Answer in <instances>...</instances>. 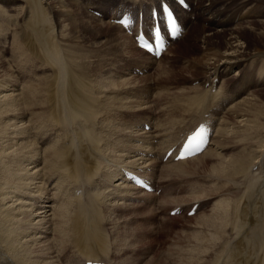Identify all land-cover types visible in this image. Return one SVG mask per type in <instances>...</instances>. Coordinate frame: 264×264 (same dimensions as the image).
Wrapping results in <instances>:
<instances>
[{
  "label": "bare ground",
  "instance_id": "obj_1",
  "mask_svg": "<svg viewBox=\"0 0 264 264\" xmlns=\"http://www.w3.org/2000/svg\"><path fill=\"white\" fill-rule=\"evenodd\" d=\"M47 1L52 3L55 0ZM188 1L191 13L198 15L193 25L203 23L186 36L189 49L201 51L198 42L215 49L211 57L207 55L211 62H192L196 68L195 81L203 85L188 86L191 89L171 98L168 123L155 124L153 131L141 132L145 130V124L143 127L128 124L125 115L134 118L140 115L139 111L145 110L143 105L135 104L137 101L132 100L131 95L133 98L139 94V99L150 87L145 89L142 83L138 84L143 85V89L137 87L140 85H128L131 82L124 78L131 73H127L123 66L119 73L120 82V75L110 76L105 68L109 63L107 58L114 56L138 63L133 57L138 49L151 56L134 44L130 35V38L125 33V36L118 35V32H126L120 23L106 25L101 20L106 17L113 21L120 19L118 12L129 8L134 13L136 9L138 13L141 10L146 12L144 15L149 21L150 11L157 0H70L77 6L76 13L83 9V5L86 14L93 10L102 16H95L100 19L97 20L86 15L91 21L78 16L79 19H75L77 24L67 11L49 10L45 13V6L38 4L37 0H0V4L14 2L23 7L18 14L24 19L21 25L12 21V15L0 14L1 28L9 31L14 27L12 44L21 45L14 59H23L22 62L15 61L16 64L24 70L25 65L32 61L36 63L30 82L21 88L11 86L12 93L8 84H4L8 75L6 61L0 59V69L6 73L0 71V264H57L55 258L61 259L63 264H84L88 260L111 263L109 235L105 230L107 224L101 209L107 211L110 208L113 213L119 206L125 207L126 201L136 193H145L125 178L124 168L140 172L152 168L158 162L155 155L160 157L161 152L159 163L166 167L161 169L160 175L165 178L175 175L179 178L186 171L185 176H195V172L205 166L207 161H204L209 159L210 177L217 183L206 179L217 185L212 187L211 196L213 192L223 193L226 187L228 191L232 187L238 190L232 197L226 195L221 200L219 198L218 203L215 201L216 213L196 223L202 231L198 228L192 238L185 237L192 246L188 249L181 245L171 248L165 258H154L156 262L151 259L150 263L205 264L209 260L208 264H259L260 261L264 264V102L253 101L259 90L264 89V51L260 50L262 43H251L242 32L235 31L234 27L232 30L228 26L231 15L226 16L227 9L235 11L239 8L240 11L245 8L246 14L252 6L226 8L228 2L223 6L222 3L217 5L215 0ZM244 1L250 4L261 0ZM144 5L149 8L145 9ZM219 7L221 9L217 10ZM253 14L260 17L256 12ZM189 15L179 10L183 25H189ZM57 19L67 25H57ZM60 27L68 35L63 48L53 40V35L57 34L53 30ZM229 31V39L221 47L219 40H224V34ZM50 36L54 44L47 42ZM103 36H109V40H99ZM82 37L86 38L87 41H83L87 42L86 45L81 42ZM103 43L105 45L100 47ZM122 46L128 48L130 57L122 54ZM183 46L186 50L185 44ZM102 48L109 52L103 51L106 56L100 54ZM253 50L256 52L252 53ZM167 54L155 59L159 61ZM201 68L204 69L203 75L200 74ZM235 69L240 75L233 80L226 79V83L218 86L216 78L227 76ZM159 70L165 77L162 79L165 90L177 83L170 76L172 70ZM207 82L209 87L204 86ZM251 88L256 90L251 91ZM201 121H209L214 128L207 149L190 159L175 161L172 157L163 163L167 150ZM133 137H140L138 141L146 144L135 143ZM230 149L233 153L228 155ZM150 155L154 157L150 158ZM181 191L182 188L178 190ZM206 193L199 192L200 196L195 193L197 196L194 194L191 199H200ZM49 197L55 201L47 206L45 201L51 200ZM48 215L52 217L48 219ZM53 222L55 227H51ZM46 235L54 236L56 246L44 245L42 241ZM140 251L134 249L131 252L139 256ZM212 258H215L214 262Z\"/></svg>",
  "mask_w": 264,
  "mask_h": 264
},
{
  "label": "rangeland",
  "instance_id": "obj_2",
  "mask_svg": "<svg viewBox=\"0 0 264 264\" xmlns=\"http://www.w3.org/2000/svg\"><path fill=\"white\" fill-rule=\"evenodd\" d=\"M215 1H216L217 5L219 3H222L223 6H225V3L228 2V5H226V8H229L230 6L233 7L236 5L241 6V8H243L244 5L252 6V8L250 10H248V12L246 14H245V8L241 9L240 11H239V8H235V11L237 13L233 9H227L226 10V16L231 15V17H233V22H231L228 26L231 27V29L234 27L235 31L242 32L244 37H246L251 43H262V47L260 48V50L264 51V16H261L263 11H264V3H263L264 0H261L258 2H252L250 4L248 2L246 3L244 0L239 1V2H235L234 0H224V1L223 0L222 1L215 0ZM37 2H38V4L45 6L44 7L45 13L49 12V10L67 11V12H69L70 16H72L74 18V20L76 18L79 19V17L80 18L83 17L84 20L86 18L88 19V17H85L86 15L92 16V18L97 19V20H100L99 18L102 17V16L96 15V13H94L93 10H91L90 13H89V11H87L88 14H86L85 6H83V5H81V7L83 9L78 12L79 13V15H78V13H76V10H75V8L77 6L74 3H71L70 0H59V1L55 0L52 3L48 2L47 0H45V1L44 0H37ZM54 6H55V9H54ZM144 6H145V9L149 8V6H147V7H146V5H144ZM144 6H143V8H144ZM216 6H215V8H216ZM220 9H221V7L217 8V10H220ZM21 11H23V7L21 8V5H17V3L14 4V2H13L11 4L9 2L7 4H0V14H4L5 16H6V14L12 15L13 16L12 21L16 22L18 25H21L22 22L24 21V19H22L21 16L18 15L19 13H21ZM71 12H72V14H71ZM254 12L258 13V15H260V17L257 16L256 14H253ZM83 13L85 15H82ZM211 13H213V12H211ZM95 16H97L99 18H97ZM240 16H243L244 18L241 19V18H239ZM189 18H190V23L188 26L186 25L188 30H187L186 34L184 35L185 38L183 36L179 42L173 43L171 45L170 49L168 50V54L166 56H164L159 61H157L154 57H153L154 58V60H153L152 56L149 57V55H147L145 52H143V54H144L143 55L142 51H138L139 49L137 47L136 48L138 50H135L136 55L133 57H136L135 59H137L136 62H138V63L126 62V61H123L120 57H115V56L107 58L109 60V63L107 64L105 71H107L108 75L113 76V77H116V75H120L119 73L122 72V71L120 72V68L123 66V69H127V73H131V74H128L129 76L124 78V79H129V82H131V83L133 82L132 84L130 83L128 85H133V86L134 85L135 86L140 85L137 87L140 89H143L144 88L143 85L138 84V83H142V84H144V86H146L145 89H148L150 87L146 92H144L141 95L142 100H141V98H139V99L137 98L139 96V94L136 95L137 97H133V98L131 95V99L135 100V102L137 101L135 104L143 105L142 107L143 108L145 107L144 108L145 110L139 111L140 115L135 116L134 118H128L125 115V120L128 124L130 123L133 125H140L139 127H141L142 124H149L152 127V124H153V128L151 130H148V131L143 130L141 132L153 131L155 124H157V125L161 124L162 125L164 123L165 124L168 123L169 119L171 118L170 113H169L170 112V105H171L170 101L172 100L171 98L177 96L178 93H181L182 91H188L189 89H191L188 86H191V87L196 86L197 87V86L203 85V84L200 85L199 83L194 82L195 77H196L194 72L196 71V68L194 67L195 65L193 66V64H195L196 61L203 62L204 64L211 62V60L208 61L209 60L208 58H209L210 54H213L215 49H211L209 47L206 48L202 44V42H200V43L198 42V44H197L199 47L201 46L200 47L201 51L197 52V50L195 49L193 52L191 49H189V47H188L189 42L187 40L185 41L186 36L188 35V33H190L192 31V29H195L197 26H198V28H196L197 30L203 26L202 22H198L197 24L193 25V23L198 20L197 14H195V13L191 14V15H189ZM103 19H105V21ZM88 20L91 21L90 19H88ZM250 20H255V21L250 22ZM56 21H57L56 22L57 25H59V24L67 25L66 22H63V21L60 23V20H58V19ZM75 22H76V24L78 23L77 20H75ZM101 22H104L106 25H110V24L112 25V23H110V22H113V20H110V17H106V18H102ZM259 22H263V23H259ZM77 27H80V26H77ZM2 30H4V29L1 28V22H0V59L3 62L6 61L5 64H6V67L8 69V71L5 70L8 73V75H7L8 77L5 76V78H7V79H4V84H6V85L8 84V88L13 93V89L10 88L11 86L13 87V85H16L17 88L18 87L21 88L23 85H26L27 82H30L31 77H32V73L35 70L36 63H35V61H32L31 63H29L30 65L28 64L29 67L27 65H25L24 70L21 69L20 67H18V65L16 64L15 61H21L22 62L23 58L18 57L17 59H14V57L17 55L18 49H20V47H21L20 44L17 46L12 44L14 27L11 29L12 31L11 30L2 31ZM211 31L217 32L214 30H211ZM53 32H54V34L57 33L56 34L57 36L53 35V38H54L53 40L55 41L56 44L58 42L57 45H59L60 48H63L65 46V41L68 37L64 28H62V27H60L59 29L55 28L53 30ZM126 32H124V31L118 32V35L119 34L123 35L125 33L126 36L128 38H130L131 34L126 33ZM125 34H124V36H125ZM224 35H225V39L223 40L221 38L219 40L221 47H224V45L227 43V41L229 39L230 31L226 32V34H224ZM36 36H37V34L35 33L34 38ZM108 37L109 36H103V38L101 37L102 39H99V40H101V41L103 40V42H107L109 40ZM119 38H121V37H119ZM131 38H132V36H131ZM50 40H51V42H50ZM53 40L51 39V36H50L49 41H47V40L46 41L51 43V44H54ZM81 40H82L81 42H83L84 40H86V38L82 37ZM132 42H133V40H132ZM83 43L86 45L87 42H83ZM90 43H92V42H89V44ZM117 43H119V42H117ZM195 43H197V42H195ZM182 44L183 45L185 44L186 50L184 49V46ZM101 45L104 46L105 44L104 43L100 44V47H102ZM189 45H190V43H189ZM202 46H204V47L202 48ZM133 47L135 48V45H133ZM104 48H102L103 50H101L102 52H100V54L106 56L109 52L104 51L105 50ZM123 49H124V52H122V54L126 57H130V55L128 54V48L125 46V47H123ZM37 50H36V52H37ZM103 51L107 52V54H105ZM254 52H256V51L253 50L252 53H254ZM29 53H31V52L29 51ZM207 55H209V56H207ZM204 56H205V59L203 60ZM31 57H32V55H30V58ZM192 62H193V64H192ZM31 65H32V67H31ZM136 67H140L141 71L140 72L136 71V70H139V68H136ZM162 68L172 70L170 72V76L172 77L173 80L174 79L177 80L178 84L175 83L174 82L175 80H174L171 82V83L174 82L173 84H171L172 86H169L165 90V87H163V86H166V85H162V84H164V81H162V79L164 80L165 77L161 76V72L159 70ZM0 71L3 74H6L5 72H3L4 71L3 69H0ZM200 71H202L200 74L203 75L204 69L201 68ZM239 75H240V71L237 69L230 71V72H228L227 76H224L221 79H216L217 84L219 86L223 85L224 83H226V79L232 78L231 80H233V77H238ZM17 76L18 77L23 76V77L18 79V78H16ZM120 80H122L121 75H120V79L118 82H120ZM98 81H99V79H98ZM208 85H209V83L205 84L206 87H208ZM253 89L256 90V88H251V91ZM108 91H109V89H108ZM160 91L164 92L165 94H163ZM259 91L260 92L256 95V97L253 99V101L254 100L258 101L261 104L262 102H264V89H262V90L260 89ZM154 95H156V96H154ZM159 95H161V96L159 97ZM157 97H158V99H157ZM169 103H170V105H169ZM163 107H164V109H163ZM163 110H166V111H163ZM123 114H126V113H123ZM151 116L153 118H151ZM151 119H152V121H151ZM140 130L141 129H137V131H140ZM139 138L140 137H137V138L133 137L132 140L135 143L145 145L146 144L145 142L138 141ZM148 147L150 148L151 145H148ZM227 153L229 155L233 152L230 149L227 151ZM138 154L139 153H137V155ZM162 155H163V152H161V156ZM153 157L154 156L151 155L150 158H153ZM204 162H206L205 166L202 169H200V171L195 172L196 177L194 175L191 176L190 171H188L189 172L188 176L190 175L193 178H190V176L189 177L185 176V175H187V171H186V174L184 176L183 175L180 176L181 178L180 177L177 178L175 175V176L170 177V179H171L170 180L169 178H165L162 175H160L161 169L164 170L166 166L163 167L162 166L163 164L159 163V161H158V162H156V165L153 168H155L156 166H160L159 177L157 175V169H155L153 171V178L155 179L156 182H158L157 184H159L160 181H164L165 184L167 183L166 185H163V190H162V187L160 186V188L158 190L159 196H156L157 194L154 192L153 193H146V192L144 193L141 191L139 193H142L143 196L137 197L135 195H139V193L135 194L134 196H132V198L130 200L126 201L127 204L125 203V207H124V205H121V207L119 206L118 209H115L113 213L110 211V208L106 209L109 212L105 211L104 209H101L102 214L104 213L103 217L105 218V221L107 224L105 226V230L107 231L106 235L107 236L109 235L108 241L110 243L109 244V251H111L110 256L112 255L111 258L114 261L119 262L120 264H137L136 261H138L139 264H155V262H156L155 259L161 260V259L165 258L164 256H166L167 254H170L171 248L176 249L177 246L181 245V247H184V248L186 247L188 249L190 246H192L191 243L186 242V239L192 238V236L194 235L195 231H197L198 228L202 231V228L199 227L200 225L197 226L196 223H199L204 218H207V217L209 218L211 215L216 213V210H215L216 207L214 209V206L216 205V204L214 205L215 201H216V203H218L217 201L219 200V198L221 200V198L225 197L226 195H230V197H232L231 195L234 194V192H237V190H238L237 187H232L231 190H229L230 191L229 192L227 190L228 187H226V190H224L223 193L221 191H219V193L213 192L212 196H211L212 187H216L217 183H216V181L211 180V177H210L211 171L208 170V168L210 169V166H211V160L208 159V160H205ZM163 163L166 164V162H163ZM254 170H255V167H254ZM149 171L151 172V170H149ZM204 174H206L207 176ZM208 174H209V177H208ZM183 177H186V178H183ZM208 178L212 181V183L215 182L216 184L215 183L212 184L211 182H209L210 180H208V182H207L206 179H208ZM156 182L153 184V186L156 188L155 191L157 190V187L159 186V185L157 186ZM178 184H180V185H178ZM191 187H193V188L191 189ZM181 188L183 191L178 192V190ZM202 190H205L207 193L205 195L203 194L200 199H195V200L191 199L194 197L195 193H197V195L200 196L199 192L200 193L205 192ZM161 191H162V194H160ZM225 191H226V193H225ZM220 192L223 195L220 194ZM189 193L191 194V196H189L190 195ZM166 194H167V197H166ZM208 194H209V196H208ZM214 194L216 197L213 196ZM217 194L218 195L220 194V195L218 196ZM197 195L195 194V196H197ZM206 196H208V197H206ZM163 197H165V199ZM49 199H51V200L45 201V204H47V206L53 204L55 201L54 198L49 197ZM166 199H170L171 201L167 200V201H169V202H167ZM142 200H144V201H142ZM164 201H166V202H164ZM159 202H160V204H159ZM163 202H164V204H163ZM207 202H209L208 205H207ZM194 203H199L198 213H196L195 215H187V213H188L187 210ZM161 204H163L164 206ZM183 205H185V209H186L183 213L175 215V216L170 215V209L171 208H174L175 206H183ZM132 206L134 208H132ZM151 206H154V207L151 209H147ZM156 207L157 208L159 207L160 209L159 208L157 209ZM161 207H164V208L161 209ZM39 209L42 210L43 207H40ZM213 209H214V211H213ZM144 211H146V212H144ZM109 216H110V218H109ZM130 216L131 217L133 216V217L131 218ZM51 217H52V215H48V219H50ZM114 222H116V223L114 224ZM53 225L55 227L54 222L52 223L51 227H53ZM122 225H123V227H122ZM133 225L136 227H134ZM138 225L143 226V228L138 227ZM132 227L136 228V229L133 230ZM141 228L143 230H140ZM126 233L129 234L130 238L128 237V235ZM133 233H135V235ZM123 235H124V238H122ZM189 235H191V236H189ZM116 237L118 239H116ZM185 237H186V239H185ZM52 238H53V240H52ZM128 238H129V241H128ZM125 239L127 240V242ZM42 242H44V245L46 244V246H49L48 244H50V247H53L52 244L54 246H56V243H55L56 241H55V238L53 235L51 237H50V235H46L45 239H43ZM124 242H125V244H124ZM112 243H114V244H112ZM128 247H130V248H128ZM126 248H127V250H125ZM134 249H137V250L141 249L139 256L133 255V253L131 251ZM55 251H56V247H55ZM212 251L214 253V250H212ZM118 253H121L123 255H120ZM215 254H216V252H215ZM126 255H128L131 259H133L132 263H131V259ZM112 259L110 260L111 263H112ZM151 259H154L155 262L153 261L150 263ZM185 259L188 260V258H185ZM214 259L212 258L213 261L212 260L211 261L214 262L215 261ZM55 261L57 264H63L61 259L55 258ZM59 261H60V263H59ZM208 262H209V260L208 261L206 260L205 264H208ZM261 263H262V261H260L259 264H261Z\"/></svg>",
  "mask_w": 264,
  "mask_h": 264
},
{
  "label": "snow or ice",
  "instance_id": "obj_3",
  "mask_svg": "<svg viewBox=\"0 0 264 264\" xmlns=\"http://www.w3.org/2000/svg\"><path fill=\"white\" fill-rule=\"evenodd\" d=\"M184 0H180V3H183ZM162 9L164 11V14L166 16V19L168 21V29L169 31L175 35L178 31V28H177V25H176V22H175V18L171 12V10L168 8L167 5H162ZM122 23H128L127 20L125 21H122ZM155 37H156V47L157 48H160V47H163V42L160 38V29L159 28H156L155 29ZM144 47L146 48H151L152 46L150 44H148L147 42H145V44L143 45ZM200 135H202V133H198L196 137H193V140L197 139Z\"/></svg>",
  "mask_w": 264,
  "mask_h": 264
}]
</instances>
